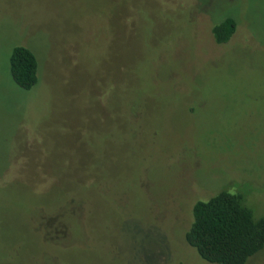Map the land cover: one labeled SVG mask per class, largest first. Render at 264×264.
Returning a JSON list of instances; mask_svg holds the SVG:
<instances>
[{
    "label": "rangeland",
    "instance_id": "1",
    "mask_svg": "<svg viewBox=\"0 0 264 264\" xmlns=\"http://www.w3.org/2000/svg\"><path fill=\"white\" fill-rule=\"evenodd\" d=\"M222 191L264 218V0H0V264H209Z\"/></svg>",
    "mask_w": 264,
    "mask_h": 264
},
{
    "label": "trees",
    "instance_id": "2",
    "mask_svg": "<svg viewBox=\"0 0 264 264\" xmlns=\"http://www.w3.org/2000/svg\"><path fill=\"white\" fill-rule=\"evenodd\" d=\"M236 30L237 22L231 16L216 24L212 33L224 45ZM9 65L12 79L21 89L29 91L39 83L40 62L30 48L15 46ZM193 216L186 241L209 264H247L264 250V218L256 220L240 194L222 191L208 201H198Z\"/></svg>",
    "mask_w": 264,
    "mask_h": 264
}]
</instances>
